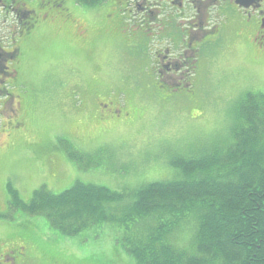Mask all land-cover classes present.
I'll list each match as a JSON object with an SVG mask.
<instances>
[{"label":"rangeland","instance_id":"374dc122","mask_svg":"<svg viewBox=\"0 0 264 264\" xmlns=\"http://www.w3.org/2000/svg\"><path fill=\"white\" fill-rule=\"evenodd\" d=\"M110 2L115 0H67L65 16L60 12L56 17L63 18L55 22L37 9L29 15L28 37L9 15L1 31L3 49L15 48L11 67L17 72L5 70L0 81V248L19 246L43 264L132 261L115 244L110 225L65 237L44 217L29 216L19 204L33 191L44 186L58 194L79 181L122 193L170 180L174 157H198L222 146L243 95L264 91L256 28L245 22L226 27L220 19L219 43L197 62L190 93H170L166 85L175 77L161 82L150 65L157 46L100 23ZM109 86L117 90L110 93ZM110 98L121 114L104 116L102 105ZM176 241L184 245L187 239L179 234Z\"/></svg>","mask_w":264,"mask_h":264},{"label":"trees","instance_id":"16d2710c","mask_svg":"<svg viewBox=\"0 0 264 264\" xmlns=\"http://www.w3.org/2000/svg\"><path fill=\"white\" fill-rule=\"evenodd\" d=\"M233 118L222 146L174 157L170 180L122 193L79 181L58 194L42 186L22 209L65 237L112 226L132 264H264V91L246 92Z\"/></svg>","mask_w":264,"mask_h":264},{"label":"flooded vegetation","instance_id":"af4514ba","mask_svg":"<svg viewBox=\"0 0 264 264\" xmlns=\"http://www.w3.org/2000/svg\"><path fill=\"white\" fill-rule=\"evenodd\" d=\"M66 1L0 0V63L6 59L8 61L3 65L0 64V81L6 73L5 70L17 72V67L13 66V69L11 67L17 60V56L15 59L12 58L15 48L9 52L1 45V31L4 28L5 18L9 15L14 17L17 24L19 23L18 31L23 25L24 32L22 31L21 34L28 37L27 24L32 17H29L30 14L40 9L47 16L51 15L49 20L55 22L65 16ZM85 1L86 3H79L92 5L90 3L92 0ZM263 7L264 0H115L110 2L100 23L112 26L111 30L116 24L124 29V33H129V37H134L132 34L139 35L140 37H137L141 40V44H155L157 49L153 55V62L151 59L150 63L156 69L153 70L155 77L164 82V77L171 78L172 75L177 82L167 84L165 90L187 95L194 85V75L197 73V62L200 57L208 50L209 54H212L219 43L220 19H224L226 27L227 22L233 25L245 22L247 28H256L254 42L260 40L258 46L264 49ZM60 12L63 17L57 18ZM141 49H144V46H141ZM145 70L151 72L150 69ZM192 76L194 78L190 80ZM13 79L15 76L12 77ZM156 87L163 89L161 84ZM116 90V86H109L110 93ZM2 91L1 88L0 94ZM102 107L106 111L104 116H110L115 112L121 114L119 111L122 110L121 106L112 98L107 99ZM23 205L20 202V208ZM37 261L43 264L41 256L24 252L19 246L0 248V264H39Z\"/></svg>","mask_w":264,"mask_h":264},{"label":"water","instance_id":"95a60500","mask_svg":"<svg viewBox=\"0 0 264 264\" xmlns=\"http://www.w3.org/2000/svg\"><path fill=\"white\" fill-rule=\"evenodd\" d=\"M237 4V3H236Z\"/></svg>","mask_w":264,"mask_h":264}]
</instances>
